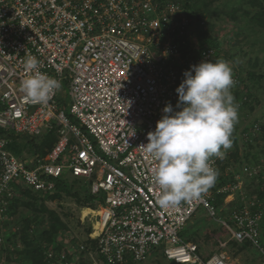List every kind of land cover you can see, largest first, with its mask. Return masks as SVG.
Segmentation results:
<instances>
[{
	"label": "built area",
	"instance_id": "obj_1",
	"mask_svg": "<svg viewBox=\"0 0 264 264\" xmlns=\"http://www.w3.org/2000/svg\"><path fill=\"white\" fill-rule=\"evenodd\" d=\"M194 30L175 2L0 0V212L19 189L51 193L67 174L91 180V193L105 196L91 211L88 238L95 246L78 245L77 254L91 264L138 263L157 252L172 264H234L226 250L231 241L264 254V112L245 121L239 107L246 95L236 105L231 139L253 145L258 159L233 169L231 142L232 149H221L224 158L212 157L210 164L232 178L178 206L157 203L148 133L167 103L179 110L175 89L183 73L203 60L215 62L217 55L208 47L192 56ZM29 56L61 83L47 104L21 91ZM232 78L231 90L238 84L235 73ZM65 85L69 116L58 102ZM53 129L57 141L45 157L20 159L8 150L11 134L34 138ZM217 195H223L219 205L212 203ZM200 207L225 234L220 251L207 256L180 236ZM218 209H228V215L219 217ZM3 237L0 230V244ZM44 254L50 264L76 262L73 251L48 248Z\"/></svg>",
	"mask_w": 264,
	"mask_h": 264
},
{
	"label": "clouds",
	"instance_id": "obj_2",
	"mask_svg": "<svg viewBox=\"0 0 264 264\" xmlns=\"http://www.w3.org/2000/svg\"><path fill=\"white\" fill-rule=\"evenodd\" d=\"M40 61L29 56L24 62L28 74L21 91L31 100L47 104L60 81L42 73ZM175 89L178 100L162 109L155 130L148 133L145 145L154 159L152 179L159 187L157 203L175 207L200 197L211 188L218 175L212 157L224 158L221 149L231 146V135L238 119L231 89L232 70L223 60H203L183 73Z\"/></svg>",
	"mask_w": 264,
	"mask_h": 264
},
{
	"label": "rangeland",
	"instance_id": "obj_3",
	"mask_svg": "<svg viewBox=\"0 0 264 264\" xmlns=\"http://www.w3.org/2000/svg\"><path fill=\"white\" fill-rule=\"evenodd\" d=\"M249 1L212 0L210 9L217 11V13L213 17L206 14L200 16V18L205 20L201 31L216 40L219 53L226 58L232 73L236 75L241 73L242 78L246 79L245 84L251 85L252 92L256 95L255 101L253 99L250 104L252 110L246 109V111H242L241 117L245 121L258 119L264 112V30H262V27H254L249 20L250 16L245 14V11L252 10L253 7L258 5V2L254 1L255 4H251ZM233 9H236L235 12ZM248 72L254 75L252 82L247 78ZM239 90L242 94L245 91L248 92L249 89H246L245 85L241 84ZM58 102L69 116L70 99L67 96V85L60 90ZM70 118L72 122H75L73 117L70 116ZM53 130L55 131V129ZM34 139L38 140L37 137H34ZM26 140L25 137H22L18 140L19 142L14 141V150L12 148H8V150L17 158L31 159L34 155L25 144ZM238 146V151L243 152V146L240 142ZM20 197L21 192L16 193L15 198ZM45 204L48 208L56 211L67 225V229L58 234L55 244L49 245V247H57L59 245L62 250L73 251L74 256L77 258L75 257L72 261L76 260V264L78 259L81 258V255L77 254L78 245L89 237L87 230L94 220V214L91 211L96 209V203L89 206L79 205L69 197H62L61 199L46 201ZM34 214L35 212L29 211L21 205L17 206L10 215L4 216L0 212V230L3 231L4 235L3 242L0 244V264L22 263L19 258V253L23 248L19 237L22 223L26 218L33 217ZM217 215L226 217L228 209H223L222 211L218 209ZM45 217L46 214L37 215L36 220L31 223L32 227L38 231L46 228L48 221ZM181 235L184 241H188L189 238L190 241L192 238L197 240L193 242L201 245L200 250L203 256L220 251L221 243L225 239V234L219 224L210 218L202 207L196 210ZM226 250L230 261L234 264L264 263V254L252 246L239 250L237 245H231ZM211 251L214 252L211 253ZM137 264L172 263L157 252L150 254L146 260Z\"/></svg>",
	"mask_w": 264,
	"mask_h": 264
},
{
	"label": "trees",
	"instance_id": "obj_4",
	"mask_svg": "<svg viewBox=\"0 0 264 264\" xmlns=\"http://www.w3.org/2000/svg\"><path fill=\"white\" fill-rule=\"evenodd\" d=\"M160 4L165 2H175L178 3L186 12V14L194 21L195 30L193 32L195 38L196 46H193L190 50L192 56L196 57L198 51L203 50L208 47H214L217 50V55L215 58L216 60H223L227 61L224 56L219 53L218 45L216 40L213 37H209L206 33L201 31L202 26L201 22H204L200 16L206 14L208 16L213 17L217 13V11H212L210 9L211 1L212 0H154ZM258 2L256 7H253L252 10L245 11V14L250 16V22L254 27H262L264 30V0H250L249 3L255 4ZM236 9H233L235 12ZM205 23V22H204ZM193 57V58H194ZM248 74V79L252 82V77L254 75L250 72ZM238 77V84L232 91L234 96V103L237 105L243 95L247 96V100H245L239 110L246 111V109L252 110V106L250 105L251 102L255 101L256 95L252 92L251 85L245 84L246 79L242 78L241 73L237 74ZM241 84L245 85L246 89H249L248 92L245 93L240 92L239 87ZM255 97V98H254ZM249 100V101H248ZM249 110V111H250ZM22 137H25L27 140L25 144L28 146L29 151L33 155H39L41 157H45L48 151L53 147L54 143L57 141V135L54 130H49L46 133H43L41 136L37 137V141L25 135L19 134H11V143L8 145V148H13L14 141L19 142ZM233 142L235 150L230 152L228 155V164L233 168L237 169L240 167L244 162H252L258 159L260 156L259 153H256L255 147L250 144H242L243 152H239V142L238 139H231ZM230 177H224L221 174L217 175L216 183L214 182L212 188L215 187L216 184L221 185L224 184ZM90 183L91 180H86L84 178H76L71 177L70 175H63L56 180L55 189L51 193H40L35 192L29 188H21L19 192H21L20 198H13L12 201L7 205L6 209L4 210V216L10 215V213L17 208V206L21 205L29 211L35 212L33 217L26 218L22 223L21 234H20V243L22 245V250L20 251V261L21 264H50L48 259L46 258L44 251L48 248H51L55 251H62L61 247L58 245L57 247H49V245H54L57 239L58 234L67 229V225L61 219L60 215L48 208L45 204L46 201H53L56 199H61L62 197H69L73 199L79 205H93L96 202L104 203V194L102 192L98 194H92L90 191ZM223 199V195L215 196L213 200V204L219 205L221 204ZM14 213V212H13ZM48 221V225L46 228H42L39 231L35 230L31 223L36 220L37 215H45ZM36 222V221H35ZM90 231V226L87 232ZM183 231V230H182ZM182 233V232H181ZM181 238L182 235L180 234ZM264 238V235H263ZM193 239V238H192ZM191 241H197L193 239ZM87 246L94 247L95 241L90 240L89 238L83 240ZM190 241V238L188 239ZM197 244V243H196ZM231 246H238L239 250L245 249L248 247V243L237 244L234 241L229 243ZM199 244H197L198 251L201 253ZM221 248V246H220ZM214 251H211L213 253ZM76 264H91L87 261V259L79 258ZM125 264H137L128 260Z\"/></svg>",
	"mask_w": 264,
	"mask_h": 264
},
{
	"label": "crops",
	"instance_id": "obj_5",
	"mask_svg": "<svg viewBox=\"0 0 264 264\" xmlns=\"http://www.w3.org/2000/svg\"><path fill=\"white\" fill-rule=\"evenodd\" d=\"M230 246V245H229Z\"/></svg>",
	"mask_w": 264,
	"mask_h": 264
}]
</instances>
